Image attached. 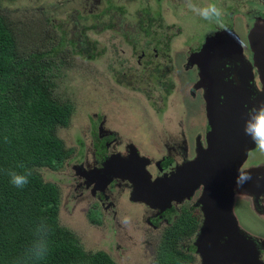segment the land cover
Listing matches in <instances>:
<instances>
[{
    "label": "rangeland",
    "instance_id": "374dc122",
    "mask_svg": "<svg viewBox=\"0 0 264 264\" xmlns=\"http://www.w3.org/2000/svg\"><path fill=\"white\" fill-rule=\"evenodd\" d=\"M105 2L104 0H0V11L13 21L21 49L26 52L47 51L53 47L57 49V55L54 58L57 87L54 95L73 106L69 125L58 128V135L64 140L66 146L73 150L71 156H74L69 162L73 163L79 159H84L88 165L94 162L93 142L95 133L99 132L98 126L102 125V129L106 131L120 130L135 140V136L130 133L131 130L127 131L131 124H126V122L128 119H134L135 112L140 111L144 119L148 115V140L142 141L140 148L148 153L149 159L152 158L155 161L157 157L172 153L178 157L193 155L198 136H201L205 142L208 118L201 91L196 93V96L191 95L190 90L192 83L196 80V75L194 68H191L195 64H189V58L192 53H195L197 46L204 42L206 36L215 35L219 30L232 28L241 37L246 58L253 61L251 32L258 21L257 18H264V7H262L264 0H119L120 4L125 5L128 10L123 23L116 25L114 30L96 31L100 29L101 26H99L87 32L89 40L98 42L96 50L92 51L91 59L73 53L68 44L64 46L59 43L64 34L61 28L53 27L54 23L63 22L62 28L64 27L68 32L66 39L78 40L79 29L74 25L70 15L77 14V8L83 15L97 13L104 7ZM209 4H215L221 9L223 15L220 21L225 25L224 28H221L215 21L216 18L205 20L189 8V5H194L198 9ZM147 6L152 9L151 16H155L156 10L161 8L164 18L163 21L162 15L155 16L157 18L149 28L150 33H148L147 11L145 13L147 17H144L142 25L138 23L137 10ZM50 16H55L57 19L48 21L47 18ZM94 21H96L94 18L89 20V22ZM259 22L264 24L262 19L257 23ZM81 38L84 39V37ZM129 38L138 39L137 48H140L137 52L132 48L133 45L129 44ZM86 46L84 45L83 50L85 55L91 52ZM142 47L148 51V54L153 47L158 48L162 56L167 58L168 68L173 70L168 73V80L174 73L179 81L181 103L184 106L182 107L183 119L174 121L169 117L174 108L181 107L178 102L179 93H177L176 101H171L172 108L164 107L159 101L161 90L156 81L158 72L154 69L152 70V83L149 80L148 83H138L140 78L145 79L147 70L139 69L136 60L132 64L134 68L129 65L123 74L115 77L114 69L118 59L121 57L125 60L130 56L129 54L141 53ZM101 51L103 52L100 54ZM162 72L163 68L160 67L159 77ZM149 74L151 73L148 68ZM131 79H136V82L132 88H128L126 85ZM117 81L122 85L118 86ZM145 85L152 89L150 104L144 93L133 91L134 86L141 88ZM129 109L131 110L128 111ZM117 115L123 122L119 121ZM102 116L106 117L105 123L99 124V117ZM93 121L97 123L93 124ZM95 126H97L96 132H94ZM164 128L177 131L174 139L179 140L180 147L175 151L167 136L163 134ZM141 138L142 136L137 137V139ZM164 143L168 147L164 146ZM187 145L190 148H187ZM260 152L262 151L258 148L251 150L249 161H252L253 157L257 159ZM141 154L146 156L144 152ZM69 162L66 161L59 169L41 168L44 180L54 182L59 187L60 224L71 230L87 250L103 249L115 258L117 250L121 248H118L116 241L115 235L118 227L115 225L113 213L106 211L101 205H99V210H95L93 208L94 199L90 194L79 195L80 190L76 192ZM119 192H121L120 206L130 216L132 213H140L146 209V204L130 202L124 191ZM192 199L185 200L187 201L185 206H182L185 201L175 203L177 209L171 213L168 226L177 225L179 214L183 210H193ZM153 213H149L148 216ZM234 213L238 214L239 224L243 225L245 219L241 217V212L235 209ZM163 224L166 223L163 222ZM166 228L154 232L148 223V239L152 236V242L148 244V260L143 261L140 258L143 251L126 247L127 256L121 260L122 262L118 259L117 261L124 264L123 262L129 259L132 264H153L154 248L161 231L162 241ZM133 232L129 228L128 234L122 236L124 238L122 242L126 243V246L136 241ZM190 242L191 240L188 244L186 243V249H190L188 246Z\"/></svg>",
    "mask_w": 264,
    "mask_h": 264
},
{
    "label": "trees",
    "instance_id": "16d2710c",
    "mask_svg": "<svg viewBox=\"0 0 264 264\" xmlns=\"http://www.w3.org/2000/svg\"><path fill=\"white\" fill-rule=\"evenodd\" d=\"M104 1L97 13L83 15L77 8V14L70 15L78 26L79 41L66 39L63 22L54 23L64 34L59 43L91 59L98 42L89 40L87 32L99 26L96 31L114 30L128 13L119 0ZM151 10L149 6L137 10L140 26L148 12V33L162 15L161 8L154 13L157 17L150 15ZM91 18L96 21L89 22ZM84 45L91 50L87 55ZM56 55V47L33 52L21 49L13 21L0 11V264H118L105 250H87L60 224L59 187L44 180L41 173L44 167L61 168L73 154L58 135L60 126L69 125L73 106L54 95ZM9 169L30 172L29 182L23 188L15 187ZM194 214L183 210L177 225L166 229L156 264H193L192 254L179 241L197 230Z\"/></svg>",
    "mask_w": 264,
    "mask_h": 264
},
{
    "label": "water",
    "instance_id": "95a60500",
    "mask_svg": "<svg viewBox=\"0 0 264 264\" xmlns=\"http://www.w3.org/2000/svg\"><path fill=\"white\" fill-rule=\"evenodd\" d=\"M257 22L250 38L253 61L246 58L241 37L232 28L206 36L201 50L189 58V64L199 66L196 86L204 89L209 126L205 142L198 136L192 159L152 178L147 159L133 147L135 155L112 154L100 169L103 174L98 173L100 179L107 175L129 179L134 186L132 199L146 201L159 212L202 188L198 204L204 219L195 240L201 264H262L255 241L240 228L233 211L237 169L256 148L245 131L246 122L251 119L250 110L264 103V95L257 96L255 79L258 71L264 84V24Z\"/></svg>",
    "mask_w": 264,
    "mask_h": 264
},
{
    "label": "flooded vegetation",
    "instance_id": "af4514ba",
    "mask_svg": "<svg viewBox=\"0 0 264 264\" xmlns=\"http://www.w3.org/2000/svg\"><path fill=\"white\" fill-rule=\"evenodd\" d=\"M264 7V5H262ZM254 22V21H253ZM206 39V37H205ZM204 39V42H205ZM129 44L133 45L132 48L135 50V52L138 51L137 44L138 39L129 38L128 40ZM148 42V41H147ZM200 46H197L195 51H199L202 48L203 43ZM147 44V43H146ZM250 51V50H249ZM251 52V51H250ZM130 56L123 60L121 57L118 59L116 63L115 70V77H119L121 74H123L124 70L127 66H132L134 63V60L137 62V66L139 69L143 68L147 70V76L145 79L140 78L138 80V83L149 82L152 83L153 79V69L155 72H158L157 74V83L159 84L161 94H160V102L164 107L172 108L173 104L171 101H176L177 93H179L178 102L180 103L181 107L174 108V111L169 114V117L172 120H181L183 119L184 106L181 103V94L179 91V81L176 77V75L173 73L172 78L168 80V73L173 72L170 68H168V61L167 58L163 57L161 54V51L158 48H152L151 52L148 54V51L145 49L141 50V53L137 54H129ZM153 55V56H151ZM129 62V63H128ZM163 68V72L161 73L160 77L159 75V68ZM148 68L151 74L148 75ZM191 68H194V72L196 75V80L194 83H192V89L191 95L196 96V93H199L201 91L202 98L204 99V89L202 87H197V83L199 81V66L197 63L195 65L191 66ZM256 86L258 89V97H261L264 95V84L261 82L259 72H256ZM136 82V79L129 80L128 85L126 87L132 88V85ZM118 83V86H121L122 83ZM119 88V87H118ZM133 91H139L141 93H144L147 101L149 100L150 104V97L152 96L150 93L152 92V89L150 86H144L139 88L138 86H134ZM149 94V95H148ZM153 103V102H152ZM261 104V103H260ZM261 105H264L262 103ZM259 105L258 108L261 106ZM206 107V102H205ZM129 109L128 111H130ZM115 114V113H114ZM107 115V114H106ZM146 115V114H145ZM119 121L123 122L122 119L117 115ZM147 118L144 119V115H142V112H135L134 119L131 118L127 120L126 124H131V126L128 127V132L131 130L130 133H132L135 136V140L131 139L128 135L124 132H121L120 130L112 129L106 131V129H102L98 126V134L95 133V139L93 142V153H94V162L91 165H88L84 162V159H79L76 162H69L73 159V156L68 158L66 161L69 162L70 166V173L72 174V180L75 184L74 189L76 192H79V195H83L84 193H88L91 195V197L94 199L93 208L95 210H99V205L104 206L106 211H110L113 213L115 225L118 227L116 231V241L118 243V248H121V250H117V254L114 260L121 264V260L127 256L128 253H125L127 248H137L141 251H143V255L140 257L143 261L148 260V244L150 245L152 240L151 237L148 239V223L152 230L157 231L160 229H165L166 227L170 225V215L174 212L177 207L175 206V203L173 206L164 211L159 212L158 208H153L150 206L146 201L143 200H133L132 199V191H133V184L131 181L127 178L113 175L110 179L108 175L103 179H100L98 174L101 172L103 174L102 169L105 160L112 154H119L122 158H130L134 153L133 147L138 151L140 156L147 159L146 169L149 170L152 174V178H155L159 175H162L164 173H169L176 167L177 164H181L182 162L192 159L195 156L196 153V147L194 148V154L191 156L183 155L182 157H178L175 155V153H172L167 156H160L157 157V160L153 161L152 158L149 159L148 164V153H146L144 150L140 148V145L142 141L148 140V115H146ZM105 116L99 117V124L105 123ZM97 123V121H93V124ZM104 130V131H103ZM209 130V126H207V131ZM97 131V126H95V131ZM206 131V133H207ZM177 131L170 130L169 128L163 129V134L167 136L168 141L170 142L172 148H174V151L176 148L180 147L178 144L179 140L174 139L175 134ZM94 136V134H93ZM142 136L141 139H137V137ZM174 144V145H173ZM164 146L168 147L166 143H164ZM119 148V149H118ZM187 148H190V146L187 145ZM257 149V147L255 148ZM253 149V150H255ZM141 152H144L146 156L142 155ZM252 161L250 160V157L248 155L246 161L243 163L241 168H244L248 170V172L251 174V179L247 180L243 183L242 186L237 187V184L235 185V198H234V205H233V211H240L241 217L245 219V222L243 225L239 224L240 228L246 232L248 235L252 237V239L255 241L258 249V259L259 261L264 264V153L260 152V155L257 159L252 158ZM65 161V162H66ZM64 162V163H65ZM108 184H105L107 180H109ZM124 191L125 196L129 198L130 202H138V203H144L147 205L146 209L143 210V212H136L132 213L131 216L126 213V210L120 206V195L121 192ZM90 192V193H89ZM202 192V188L198 189L196 193L191 197L193 198V203L191 204L193 206V210L195 214L193 218H197V230L194 232V234L188 236L184 240H180V246L182 249L187 250L190 254H192V257L194 259L193 264H201L202 258L201 256L196 252V246H195V240L197 236L199 235L201 231V226L203 224L204 214L201 209V205L198 204V198ZM191 198L185 199L190 200ZM183 200L182 202H184ZM185 201L182 206H185ZM74 202V201H73ZM178 202V203H182ZM150 208H149V207ZM154 212L153 214L149 215V213ZM181 213V212H180ZM237 217V213H234ZM180 215V214H179ZM238 219V218H237ZM100 220H98L99 222ZM166 223V224H163ZM239 223V220H238ZM166 226V227H165ZM131 228L135 234L136 241L132 243V245L126 246L122 240V236H126L128 234V230ZM166 228V229H167ZM136 232V233H135ZM134 237V235H130ZM161 236L162 231L160 234V237L158 239V243L155 246V251L152 254L153 255V264H156V258L158 254V247L161 243ZM191 240V244L188 245L190 249L187 248V244ZM183 241L185 242L183 244ZM124 245H123V244ZM187 243V244H186ZM127 247V248H126ZM103 250V249H102ZM138 251V250H137ZM140 255H138L139 257ZM114 257V256H113ZM117 259L120 261L118 262ZM124 264H132L129 259L125 260L123 262Z\"/></svg>",
    "mask_w": 264,
    "mask_h": 264
},
{
    "label": "clouds",
    "instance_id": "9594fccd",
    "mask_svg": "<svg viewBox=\"0 0 264 264\" xmlns=\"http://www.w3.org/2000/svg\"><path fill=\"white\" fill-rule=\"evenodd\" d=\"M189 8L205 20L216 18L215 21L220 25V27H225V25L220 21V17L223 13L215 4H209L198 9L194 5H189ZM250 116L251 119L246 122L245 131L246 133H250L251 139L255 143L256 147L260 151L264 152V105L250 110ZM237 173V187L242 186L244 182L251 179V174L244 168H238ZM7 174L10 178V183L17 188H23L29 182L28 178L31 175L30 172H17L13 169H9Z\"/></svg>",
    "mask_w": 264,
    "mask_h": 264
}]
</instances>
